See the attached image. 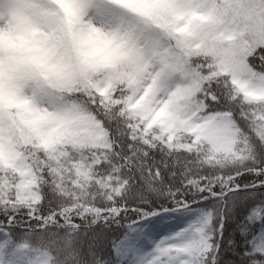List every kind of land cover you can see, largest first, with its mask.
<instances>
[{
	"label": "snow or ice",
	"instance_id": "6c2138e0",
	"mask_svg": "<svg viewBox=\"0 0 264 264\" xmlns=\"http://www.w3.org/2000/svg\"><path fill=\"white\" fill-rule=\"evenodd\" d=\"M0 264H264V0H0Z\"/></svg>",
	"mask_w": 264,
	"mask_h": 264
}]
</instances>
